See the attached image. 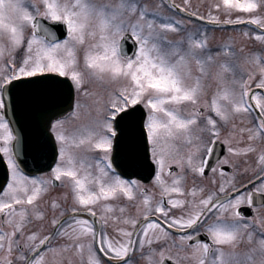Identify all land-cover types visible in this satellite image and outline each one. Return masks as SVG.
<instances>
[{
    "label": "snow or ice",
    "instance_id": "1",
    "mask_svg": "<svg viewBox=\"0 0 264 264\" xmlns=\"http://www.w3.org/2000/svg\"><path fill=\"white\" fill-rule=\"evenodd\" d=\"M187 4L0 0V264H63L69 250L79 264H264V218L242 211L264 206V0H221L204 26L180 15H198ZM227 25L261 49L211 44L208 28ZM33 90L47 175L22 166L7 115ZM57 183L51 228H28Z\"/></svg>",
    "mask_w": 264,
    "mask_h": 264
},
{
    "label": "water",
    "instance_id": "2",
    "mask_svg": "<svg viewBox=\"0 0 264 264\" xmlns=\"http://www.w3.org/2000/svg\"><path fill=\"white\" fill-rule=\"evenodd\" d=\"M183 14L190 16L188 13ZM64 95H66V92L61 93L62 97ZM44 97L45 92L43 90H33L24 93L19 104L16 106V110L13 111L10 104L7 114L19 137V151L21 153L19 159L22 162V166L25 164L28 166V174L33 175L49 171L47 165L51 161L50 149L47 147L46 137L42 134L43 129L40 122V112L45 107ZM219 144L220 142H217L213 156L210 159H215V153L218 151ZM52 162L54 163V161ZM4 168L5 164H0V180L4 177ZM128 170L132 171L137 179L144 182L151 181V176L147 170L139 169L140 175H135L136 169L129 168ZM242 211L246 216L252 214L249 207H242Z\"/></svg>",
    "mask_w": 264,
    "mask_h": 264
},
{
    "label": "rangeland",
    "instance_id": "3",
    "mask_svg": "<svg viewBox=\"0 0 264 264\" xmlns=\"http://www.w3.org/2000/svg\"><path fill=\"white\" fill-rule=\"evenodd\" d=\"M150 2H155V0H150ZM175 2L178 5H182L184 4V0H175ZM221 2V0H188V4L187 6L189 7L190 11H194L197 12L198 15L195 17H191V16H187L183 13H181L180 15L183 16V18L185 19H190L194 22H198L199 24H201V26L206 25L208 22L207 21H199V17L200 16H207L209 13V9L210 7L215 4V3H219ZM165 8L167 9V5H165ZM213 13L217 14L220 16L221 19H224L226 16V13L223 9V7H221V9L217 10L215 8L211 9ZM173 12H175L176 10H172ZM237 13L233 12L232 16L234 17ZM187 16V17H186ZM246 25H227V26H217V27H209L208 28V32H209V37H210V43L213 45H216L218 43H221L223 41H225L228 38H231L234 46L239 49L241 45L244 46V51L247 52H251V51H255V50H260L261 49V45L259 44V42H257L255 40L254 37H245L243 35V28ZM213 50H216L215 48ZM246 67L255 70L253 65H246ZM88 87L91 90H95L98 93H101L103 95L106 96L107 91L113 87V85H106L100 82H92L90 85H88ZM57 188V189H56ZM59 189V190H58ZM63 187L61 185H59L58 187H54L53 185L50 186V194L45 195L42 199H40L38 201L39 205L42 206L43 208L47 209L48 215L45 217V219L43 220V224L40 221H36L33 220L32 223L29 225L28 228L32 229V230H36V229H40L42 232H46L47 230H49L51 228V224L50 222H48V220H50L51 214H52V209H51V198L54 197H58V192H53L54 190L57 191H62ZM40 201H42L40 203ZM121 202L123 203V201L121 200ZM60 203L64 204L65 206H67V204L71 203V200L69 199L67 202L63 201L62 199L60 200ZM128 213L133 214L131 212H129V210L127 209ZM57 212H59V209H57ZM46 224V226H45ZM109 231L111 232V229H109ZM257 235H258V231H257ZM74 252L73 250H69L65 253H62V257H63V264H68V260L69 258H71L72 262L74 261ZM56 259H60V257H56ZM48 260L49 262H51L53 260V257L51 254H49L48 256ZM74 264H79V257L77 258V261H75ZM144 264V263H142Z\"/></svg>",
    "mask_w": 264,
    "mask_h": 264
},
{
    "label": "flooded vegetation",
    "instance_id": "4",
    "mask_svg": "<svg viewBox=\"0 0 264 264\" xmlns=\"http://www.w3.org/2000/svg\"><path fill=\"white\" fill-rule=\"evenodd\" d=\"M224 151H225V146L221 143L218 145V151L215 153L216 155H224ZM215 155V156H216ZM249 159H254L253 156H250ZM49 172L47 173H43L44 175H47ZM206 182V181H205ZM144 184L148 185L149 186V189L153 191L154 195H157L158 196V193H159V189L158 188H155L153 189V186H152V183H145L143 182ZM188 184H191V178H189V180L187 181ZM58 187V186H57ZM57 189V188H56ZM59 190V189H58ZM65 189L63 188L62 191H57V190H54L53 192H58V196L61 192H63ZM51 191H49L47 194H50ZM122 201L123 203H125L126 201L123 200L122 198ZM42 201H40L41 203ZM127 203V209L129 210V212L131 213H135V202H126ZM178 211V210H177ZM253 211H254V215H252L251 218L255 219V218H264V206H259V205H254L253 206ZM36 221H40V220H36ZM42 224L44 221H40ZM48 222H50V220H48ZM46 226V224H45ZM29 227V225L27 226ZM201 238H204V235L201 234ZM74 252V251H73ZM4 255V251L3 250H0V256H3ZM77 258L78 256H74V261H73V264L75 263V261H77ZM12 260H13V264H19V262L15 259V255H13L12 257ZM136 261H138V264H142L144 263L143 259L141 257H139L138 255L136 256L135 258Z\"/></svg>",
    "mask_w": 264,
    "mask_h": 264
}]
</instances>
